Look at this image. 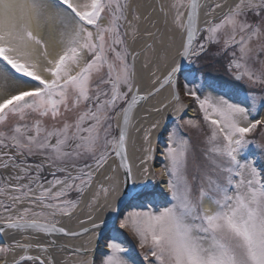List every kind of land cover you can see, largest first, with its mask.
<instances>
[{
	"label": "snow or ice",
	"instance_id": "snow-or-ice-1",
	"mask_svg": "<svg viewBox=\"0 0 264 264\" xmlns=\"http://www.w3.org/2000/svg\"><path fill=\"white\" fill-rule=\"evenodd\" d=\"M261 113L264 0H0V264H264Z\"/></svg>",
	"mask_w": 264,
	"mask_h": 264
},
{
	"label": "rangeland",
	"instance_id": "rangeland-1",
	"mask_svg": "<svg viewBox=\"0 0 264 264\" xmlns=\"http://www.w3.org/2000/svg\"><path fill=\"white\" fill-rule=\"evenodd\" d=\"M180 80H181V84L183 83V76L181 75L180 77ZM242 93V92H241ZM240 93V96L242 97L243 95ZM187 100V98H185V101ZM187 103V102H186ZM188 109L185 111L184 113V117L185 118H194V117H190L189 114L187 113ZM261 115H264V113H261ZM173 126V121H170L166 124V127L164 128V130L162 131L161 133V145H159V148L160 149H157L158 152H157V155L159 156L161 154V151L163 150L164 146H165V143H166V137H167V129L168 128H171ZM256 140L258 143H264V137H260V136H257L256 137ZM193 143L194 144H198V139L195 135H193ZM251 152L256 154V159L258 160V162L262 165H264V155H261L260 154V149H257V148H251ZM160 157V156H159ZM166 163V161H164L163 159V156H161L159 158V160H156L155 164H153V167L155 166H158V170L155 171L156 173V180L154 182V186L157 185L160 183L159 180H161L162 176L160 174V169H162L164 167V164ZM166 195V194H165ZM161 202H163L161 200ZM106 239V237H105ZM127 246L132 250V252L134 253V258L137 259V260H140L141 261V264H142V258L140 257L139 255V249L136 247V244H135V241L132 240L130 237H127L126 240H125ZM104 243H105V240L103 239L101 243H99V248H97V259L99 260L100 258V253H102L105 249H104Z\"/></svg>",
	"mask_w": 264,
	"mask_h": 264
},
{
	"label": "trees",
	"instance_id": "trees-1",
	"mask_svg": "<svg viewBox=\"0 0 264 264\" xmlns=\"http://www.w3.org/2000/svg\"><path fill=\"white\" fill-rule=\"evenodd\" d=\"M224 62L216 63L211 58L201 61L200 67L196 69L198 73H203L205 77L214 79L224 85L230 86L233 82L223 69Z\"/></svg>",
	"mask_w": 264,
	"mask_h": 264
},
{
	"label": "bare ground",
	"instance_id": "bare-ground-1",
	"mask_svg": "<svg viewBox=\"0 0 264 264\" xmlns=\"http://www.w3.org/2000/svg\"><path fill=\"white\" fill-rule=\"evenodd\" d=\"M190 110H191V107L188 109V111H190ZM169 121H172V118H171L170 116L166 117L165 127H166V124H167ZM162 131H163V130H162ZM162 131H161V133H162ZM160 138H161V134L159 135V137H158L157 140H156L157 149H160V148H159V145H161V139H160ZM157 152H158V150H157ZM159 156L161 157L162 155L160 154ZM159 156H158L157 153H156L155 159L153 160L152 164H155L156 160H159V158H160ZM157 167H158V166L153 167L155 171L158 170ZM161 176H162V178H161V180H160V185H159L158 188L155 189L156 192H159V191L164 192L163 182L166 180V177L163 176V175H161ZM150 182H151V178H150ZM99 246H100V245L98 244V248H99Z\"/></svg>",
	"mask_w": 264,
	"mask_h": 264
},
{
	"label": "water",
	"instance_id": "water-1",
	"mask_svg": "<svg viewBox=\"0 0 264 264\" xmlns=\"http://www.w3.org/2000/svg\"><path fill=\"white\" fill-rule=\"evenodd\" d=\"M103 239L105 240V238H102V239H100V240L98 241V243H101Z\"/></svg>",
	"mask_w": 264,
	"mask_h": 264
}]
</instances>
